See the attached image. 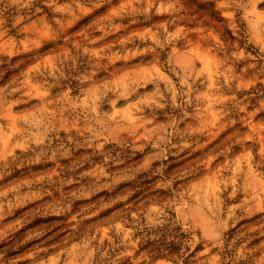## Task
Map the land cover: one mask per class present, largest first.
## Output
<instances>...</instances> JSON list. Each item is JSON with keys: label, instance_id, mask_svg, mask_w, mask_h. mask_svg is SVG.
Listing matches in <instances>:
<instances>
[{"label": "rangeland", "instance_id": "1", "mask_svg": "<svg viewBox=\"0 0 264 264\" xmlns=\"http://www.w3.org/2000/svg\"><path fill=\"white\" fill-rule=\"evenodd\" d=\"M213 1L252 47L155 19L180 0H0V243H33L10 263L264 264V0ZM170 164L167 201L113 217L133 192L101 193ZM167 211L185 263L140 250Z\"/></svg>", "mask_w": 264, "mask_h": 264}, {"label": "trees", "instance_id": "2", "mask_svg": "<svg viewBox=\"0 0 264 264\" xmlns=\"http://www.w3.org/2000/svg\"><path fill=\"white\" fill-rule=\"evenodd\" d=\"M180 4L182 9L176 14L157 16L155 19H173V23H180L189 27L199 26L205 28L206 31L212 30L223 42L225 51L231 50L234 47V44H237L238 47L245 46L246 49L252 47L247 42V35L243 29V24L239 26L238 30L233 31L229 27L227 19L216 9L213 0H180ZM147 23L148 22H144L142 25H147ZM4 68L6 69L7 67ZM258 87L262 88V85L258 83ZM257 90L260 91L258 88ZM171 160H173V158L169 157L164 163L167 164L168 162H171ZM172 167V164L168 165L166 169L162 170L161 174H154L153 171L142 172L134 179L118 185L111 193H101L107 195V197H114L117 195L122 196L126 191L133 192L125 201L126 203H132L133 206L131 208H121L123 204H125L121 203L117 206V208H121L120 211L116 212L113 217L132 221V218L130 217L131 211L140 210L146 204H161L167 201L172 195L171 190L154 188L153 184L158 178H161L162 180L168 179L170 177L169 175H171L170 171ZM115 209L116 208L110 209L107 212ZM167 212L169 215L164 218L163 223L153 226L152 228L144 227L140 230V233H144L146 237L140 243V250L150 254L152 260L167 259L177 263V260L182 258L185 263L191 256H194L197 250H200V247L196 246L195 249L184 256L181 250L184 241L189 238V236L188 234L183 233L179 226L173 225L171 220L173 213L170 211ZM139 216L141 218V215ZM252 221L253 218L245 220L243 223L249 224ZM141 222H144L142 218ZM25 230L26 227L19 229L0 243V255L5 264H12L10 263V260L24 254L33 244L32 242L21 243ZM238 232L237 228L230 229L227 233L228 238L225 240L226 246ZM151 234L154 235L152 238L149 237ZM223 254L224 256L231 257L232 253L229 249H226ZM128 264L131 263L129 262Z\"/></svg>", "mask_w": 264, "mask_h": 264}]
</instances>
